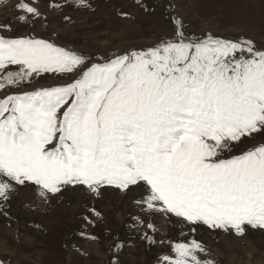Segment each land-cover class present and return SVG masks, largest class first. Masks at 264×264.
<instances>
[{"label":"snow or ice","instance_id":"1","mask_svg":"<svg viewBox=\"0 0 264 264\" xmlns=\"http://www.w3.org/2000/svg\"><path fill=\"white\" fill-rule=\"evenodd\" d=\"M12 10L16 25L44 17L39 0ZM0 92V203L24 187L44 199L114 189L132 197L129 227L152 244L157 214L189 234L264 230V45L176 20L150 46L94 58L0 23ZM171 252L157 264H214L195 238Z\"/></svg>","mask_w":264,"mask_h":264},{"label":"rangeland","instance_id":"2","mask_svg":"<svg viewBox=\"0 0 264 264\" xmlns=\"http://www.w3.org/2000/svg\"><path fill=\"white\" fill-rule=\"evenodd\" d=\"M52 2L39 0L46 19L16 25L11 19L15 0H0V23H12L20 35L34 34L94 58L150 46L170 36L176 20L189 34L243 36L264 45V0H89L90 8L76 7L75 0H59L71 5L59 10L49 7ZM52 82L49 76L34 81V86ZM131 201V196L114 189L102 190L99 196L69 189L44 199L33 187L20 188L6 204L0 203V232L7 248H0V264H157L172 255L171 245L193 238L210 250L214 264H264L260 229L248 228L237 235L201 228L189 234L175 217L170 221L157 214L148 217L154 222L157 243L141 240L145 229L129 227L130 217L139 214ZM92 207L100 218L89 211ZM85 217L93 222L87 223ZM117 244L122 246L114 247Z\"/></svg>","mask_w":264,"mask_h":264},{"label":"bare ground","instance_id":"3","mask_svg":"<svg viewBox=\"0 0 264 264\" xmlns=\"http://www.w3.org/2000/svg\"><path fill=\"white\" fill-rule=\"evenodd\" d=\"M9 231V230H8ZM99 247V246H98ZM0 248L3 250H7L6 248V244L4 243V237L2 236L1 232H0ZM100 253V252H99ZM238 264V263H237Z\"/></svg>","mask_w":264,"mask_h":264}]
</instances>
